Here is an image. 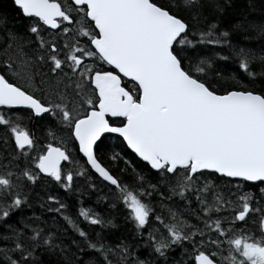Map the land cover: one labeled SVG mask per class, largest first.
<instances>
[{
  "label": "snow or ice",
  "instance_id": "snow-or-ice-1",
  "mask_svg": "<svg viewBox=\"0 0 264 264\" xmlns=\"http://www.w3.org/2000/svg\"><path fill=\"white\" fill-rule=\"evenodd\" d=\"M236 5L0 0V264H264V0Z\"/></svg>",
  "mask_w": 264,
  "mask_h": 264
},
{
  "label": "trees",
  "instance_id": "trees-1",
  "mask_svg": "<svg viewBox=\"0 0 264 264\" xmlns=\"http://www.w3.org/2000/svg\"><path fill=\"white\" fill-rule=\"evenodd\" d=\"M3 3L7 4L8 0H3ZM246 4H247V0H237L236 8L229 13V15L227 16L225 22L226 23L227 22H233L234 23L237 19H239L240 18V13L247 11ZM257 4L259 6V0H257ZM222 67H224L226 70H231L232 68H234V65L231 64V63L225 62V63H222ZM61 195H64V193L61 192ZM85 199H87V198H85ZM68 202L69 203H74V198L72 196H69L68 197ZM88 203H91V201H88ZM85 206H87V205H85ZM97 210H99V209H97ZM119 234H120V231L117 230L116 235H119Z\"/></svg>",
  "mask_w": 264,
  "mask_h": 264
}]
</instances>
